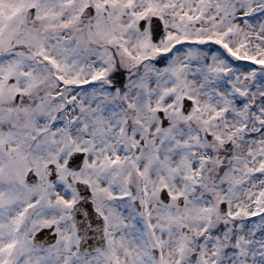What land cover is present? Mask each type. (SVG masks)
<instances>
[{
    "label": "snow or ice",
    "instance_id": "6c2138e0",
    "mask_svg": "<svg viewBox=\"0 0 264 264\" xmlns=\"http://www.w3.org/2000/svg\"><path fill=\"white\" fill-rule=\"evenodd\" d=\"M0 264H264V0H0Z\"/></svg>",
    "mask_w": 264,
    "mask_h": 264
}]
</instances>
